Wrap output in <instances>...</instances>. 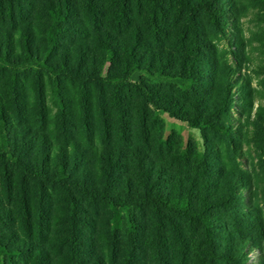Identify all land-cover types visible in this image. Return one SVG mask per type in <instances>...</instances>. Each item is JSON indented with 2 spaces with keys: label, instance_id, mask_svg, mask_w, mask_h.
I'll use <instances>...</instances> for the list:
<instances>
[{
  "label": "trees",
  "instance_id": "1",
  "mask_svg": "<svg viewBox=\"0 0 264 264\" xmlns=\"http://www.w3.org/2000/svg\"><path fill=\"white\" fill-rule=\"evenodd\" d=\"M256 250L264 0H0V264Z\"/></svg>",
  "mask_w": 264,
  "mask_h": 264
},
{
  "label": "rangeland",
  "instance_id": "2",
  "mask_svg": "<svg viewBox=\"0 0 264 264\" xmlns=\"http://www.w3.org/2000/svg\"><path fill=\"white\" fill-rule=\"evenodd\" d=\"M163 117L167 124V134H169L172 130H178L182 132L185 138H187L190 135H193L196 138H198V132L189 130L186 124L173 120L169 118L167 115H164ZM249 258H250L249 264H264V254L258 250L250 253Z\"/></svg>",
  "mask_w": 264,
  "mask_h": 264
}]
</instances>
